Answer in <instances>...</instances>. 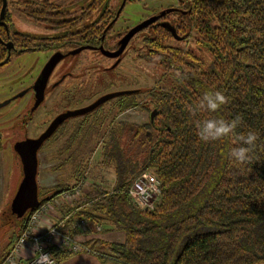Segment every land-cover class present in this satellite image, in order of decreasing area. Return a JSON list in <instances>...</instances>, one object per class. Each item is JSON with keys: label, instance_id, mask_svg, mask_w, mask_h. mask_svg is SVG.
Instances as JSON below:
<instances>
[{"label": "trees", "instance_id": "16d2710c", "mask_svg": "<svg viewBox=\"0 0 264 264\" xmlns=\"http://www.w3.org/2000/svg\"><path fill=\"white\" fill-rule=\"evenodd\" d=\"M181 4L187 11L181 15L185 46L193 37L192 47L206 59L181 47L178 82L165 90L151 89L146 96H151L153 119L141 127L121 124L117 135L106 134L109 142L102 157L115 168L113 192L92 187L84 195L88 207L76 208L69 224L82 218L88 223L85 233L91 232V224L103 223L123 232L120 244L97 238L83 241L103 264H264V0ZM216 91L228 102L210 112L204 97H214ZM120 100V112L140 102L135 95ZM237 118L230 136L209 142L198 136L208 119L220 127L221 120ZM249 132L258 139L250 162L239 164L228 153L247 147L237 138ZM121 145L128 156L118 155ZM143 172L154 174L161 184L151 210L138 209L126 193ZM66 189H39L38 196L44 199ZM26 222L15 221L17 232L1 255L11 249ZM72 233L83 232L74 228ZM50 253L57 264L74 256L56 247Z\"/></svg>", "mask_w": 264, "mask_h": 264}, {"label": "flooded vegetation", "instance_id": "af4514ba", "mask_svg": "<svg viewBox=\"0 0 264 264\" xmlns=\"http://www.w3.org/2000/svg\"><path fill=\"white\" fill-rule=\"evenodd\" d=\"M128 1L0 0V75L13 65H24L25 72L31 75V82L22 91L0 102V110L15 101L21 105L18 106L22 108L21 114L12 116L14 120H11L15 122L12 129L18 127L22 132L27 131L28 124L45 108L44 102L50 98L60 101L87 98L98 84L94 80V72L103 73L128 66V69L136 67L152 73L153 78H156L152 81L155 87L148 90L132 89L137 91L133 94L135 97L142 94L147 96L148 92L153 93L151 89L165 90L178 82L181 76V45H184L181 37V15L187 12L181 4L182 0H175L176 5L161 7L143 15L139 22L132 25L122 24L124 20L120 21ZM27 56L33 60L26 66L20 60ZM51 58L56 60V64L47 80L44 100L31 112L40 89V74ZM36 64L40 65L38 76L32 80ZM47 89L49 96L46 94ZM109 93L91 96L87 101L93 100L94 103L100 96ZM26 96L29 101L24 105L22 101ZM121 97L111 99L114 100L113 103L95 115L92 113L100 106L88 114L66 120L50 139L63 134L67 136L66 146L71 147L81 135L80 143L88 145L83 138L87 127L89 124L93 125L95 120H103L106 115L112 117L110 126L118 125L120 128V122L116 121L123 113L120 112ZM150 97L139 102L141 106L146 100L149 105L148 121L154 110ZM89 105L80 106L78 109ZM74 110L66 108L58 115ZM97 116H100L99 119ZM55 117L50 121L46 119L39 135ZM120 130L109 127L106 133L112 132L115 136Z\"/></svg>", "mask_w": 264, "mask_h": 264}, {"label": "rangeland", "instance_id": "374dc122", "mask_svg": "<svg viewBox=\"0 0 264 264\" xmlns=\"http://www.w3.org/2000/svg\"><path fill=\"white\" fill-rule=\"evenodd\" d=\"M170 5H176L175 0H129L126 4L125 9L122 12L120 21L128 25L135 24L139 22L143 15H148L149 13L161 9V7H167ZM148 8V9H145ZM188 41L192 42L190 45L185 46L181 45L184 49L192 48L193 52L201 58L203 61L206 59V55L203 52H198L195 50L193 43V37ZM187 51V50H186ZM31 57H24L20 61L21 63H26V66L30 61ZM198 64L196 65V67ZM40 65L36 64V71L32 80H35L37 75V70ZM131 67V66H130ZM200 67V66H199ZM26 67L24 65H13L5 70V72L0 75V102L5 101L9 97H13L17 92L22 91L25 86L28 85L30 80V74L25 72ZM94 80L98 82L95 91H92L87 98L74 99L73 101H60L48 99L44 102L45 108L40 110L35 118L28 124L27 131L22 132V129L16 127L11 128L13 121L12 116H17L22 112L18 106H21L16 101L11 105L4 107L0 110V135L2 139L0 140V256L3 248L9 243L10 237L16 234L17 229L12 223V219L9 216L7 209L8 204L10 203L12 197L15 194V191L20 182V168L18 161L14 158L13 154V144L18 140L24 138H36L40 132L43 130V123L50 121L53 117L58 115L61 111L66 108L69 109H78L80 106L86 104H91L93 100L87 101L89 97L94 95H103L104 93L109 92H118L125 90H132L136 88L140 89H150L155 87V83L152 82L156 78H153V74L144 70L141 71L136 67L128 69V66L119 67L114 70H108L107 72L93 73ZM48 89L46 94L48 95ZM49 96V95H48ZM101 97V96H100ZM97 98V97H96ZM143 98H146V95H138L135 99H139L141 102ZM29 97H24L23 104H27ZM114 100L109 101L106 105L100 106L92 115H95L99 112L107 109L109 104H112ZM144 101L142 106L131 107L123 112L116 122L120 124H126L131 126L141 127L148 122V104ZM43 104V105H44ZM23 105V106H24ZM42 105V106H43ZM40 107V109L42 108ZM21 114V113H20ZM91 116V115H90ZM89 116V117H90ZM100 116H97L99 119ZM15 118V117H14ZM14 120V119H13ZM112 117L105 116L103 120L94 121L93 125L89 124L86 129V135L83 137L86 139L88 145L85 143H80L81 135L73 143L71 147L66 146L67 136L59 134L53 139L47 140L41 149L38 151V173H37V183L41 191L50 190L57 187H65L67 191H70L73 188H76L80 195L79 200H75L72 204L66 203L63 200V204L58 207L54 203H50L49 207H46L45 212L55 213L53 217L63 216L67 212H73L76 208L81 207V209H86L88 206H85L83 203L84 195H88L91 191V188L94 186L99 187L101 190H104L107 194L112 193L115 183V168L114 165L103 161L102 150H104V145H107L109 142V135H106L108 128L112 127L113 130H120L118 125L110 126ZM70 145V144H69ZM120 145V143H119ZM126 148L121 145L118 151V155L125 154L128 156V151L122 150ZM115 175V176H114ZM54 191V190H53ZM55 191L48 193L55 197L56 203L62 200L59 193L56 195ZM71 193L68 192L67 195ZM45 196V197H46ZM40 199V196H39ZM52 199L51 201H53ZM66 200V198H65ZM3 211L5 212L3 214ZM58 213V214H57ZM62 213V215H61ZM44 216V215H43ZM87 223V220H85ZM11 223V225H10ZM88 225V223H87ZM116 232L122 233L120 230H113ZM109 243V242H108ZM103 250V249H101ZM102 253L101 251H99ZM85 254L80 252L75 254L73 257L67 259L71 260L79 255ZM103 254H105L103 252ZM95 259L97 257L93 256ZM65 260V261H67ZM63 261V262H65ZM101 263V262H100ZM62 264V262L60 263ZM103 264V263H101ZM106 264H112L110 262Z\"/></svg>", "mask_w": 264, "mask_h": 264}, {"label": "built area", "instance_id": "2783aa9c", "mask_svg": "<svg viewBox=\"0 0 264 264\" xmlns=\"http://www.w3.org/2000/svg\"><path fill=\"white\" fill-rule=\"evenodd\" d=\"M160 186V181L154 174L143 172L130 182L126 193L138 209L151 210L158 202L161 195ZM68 192L71 194L67 195ZM59 195L62 198L60 202L56 203L55 197H53V201H51V199L42 204L28 217L25 228L19 234L11 249L2 257L0 264H36L37 256L32 253V246L37 241L42 251L48 254L49 257L47 261H41V264H57L50 253L51 247H56L60 250H68L74 255L80 252L92 254L94 256L99 255L86 247L83 241L78 239L79 236L72 233L74 228H77L80 232L86 229V221L82 218L76 220V224L74 225L69 224L71 215L76 210L71 213L63 214V216L57 215L55 221L50 222L46 228H40L41 226H39V223L43 215L47 214L45 210H47L46 207H49L51 202L58 207L63 204V200L66 203L72 204L75 200H78L80 192L76 188H73L70 191L66 189L59 193ZM22 241L23 243H21Z\"/></svg>", "mask_w": 264, "mask_h": 264}, {"label": "water", "instance_id": "95a60500", "mask_svg": "<svg viewBox=\"0 0 264 264\" xmlns=\"http://www.w3.org/2000/svg\"><path fill=\"white\" fill-rule=\"evenodd\" d=\"M55 64L56 60L54 58H51L42 70L40 78L38 80V85H40V89L38 94L36 95V100L31 109V112H33L40 105V103L43 102L44 89ZM136 92V90H125L106 94L98 98L94 103L90 104L85 108L74 111H67L63 114L58 115L50 122L45 131L41 133L38 137L28 138L24 136L23 139L18 140L13 144L12 149L14 158H16V160L18 161L19 168L21 171L20 182L18 184L14 196L12 197L10 203L7 206L9 216L12 219L13 224L15 223V221H20L24 218H26L27 220L33 212H35L42 204H44L43 200H45L46 203L53 197L52 195H48L44 197V199H39L38 196V151L41 149L43 144L51 138L57 128L68 119L76 118L78 116H82L92 112L108 100L117 98L119 96L133 95ZM154 114L155 111L151 112V120L153 119ZM57 193H59V191L55 192L54 195H56ZM4 213L5 212L3 211V214Z\"/></svg>", "mask_w": 264, "mask_h": 264}, {"label": "clouds", "instance_id": "9594fccd", "mask_svg": "<svg viewBox=\"0 0 264 264\" xmlns=\"http://www.w3.org/2000/svg\"><path fill=\"white\" fill-rule=\"evenodd\" d=\"M204 99L208 100L207 108L210 112H216L222 105L228 102L225 95L219 91L215 92L214 97L211 94H206ZM216 123L214 119L204 121V129L202 131L198 129V136L202 141H216L220 137L230 136L237 128L239 118L228 122L221 120L220 127H217ZM205 133H207V135H205ZM237 139L243 145H247V147L241 146L232 148L228 153V157L234 159L239 164H246L251 160L249 153L255 147V142L258 137L254 132H249L246 136L240 135ZM21 243H23V241ZM32 253L37 256L36 264H41V261H47L49 258L48 254L42 251L38 241L33 244Z\"/></svg>", "mask_w": 264, "mask_h": 264}, {"label": "crops", "instance_id": "0c3cea01", "mask_svg": "<svg viewBox=\"0 0 264 264\" xmlns=\"http://www.w3.org/2000/svg\"><path fill=\"white\" fill-rule=\"evenodd\" d=\"M53 215H56V214L48 213L43 216V218L41 219V222L39 223V226H41L40 227L41 229L46 228L50 222L55 221V217H53ZM74 224L76 223H73V225ZM90 229H91V232H88V233H85L84 231L83 233L81 232L82 234L78 237V239L81 241H86L88 239L97 238L105 242L118 243V244L122 243L124 240L123 232L120 233V232L113 231L115 229H113L112 225H109V224L105 225L103 223V225L101 226L100 225L95 226L94 224H91ZM93 256L94 255L92 254H82L71 260L62 262V264H101L98 258L95 259Z\"/></svg>", "mask_w": 264, "mask_h": 264}]
</instances>
